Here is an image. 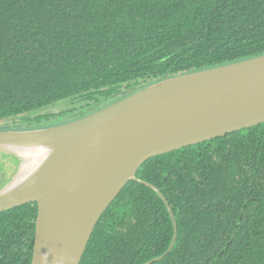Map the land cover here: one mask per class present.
<instances>
[{"label": "trees", "instance_id": "trees-1", "mask_svg": "<svg viewBox=\"0 0 264 264\" xmlns=\"http://www.w3.org/2000/svg\"><path fill=\"white\" fill-rule=\"evenodd\" d=\"M263 53L264 0H0V124L20 119L0 128L59 124ZM64 100L73 107L58 118L39 114ZM136 176L177 224L151 264H264V122L150 157ZM144 182L106 208L80 264H143L168 249L170 212ZM36 217L37 202L0 212V264H31Z\"/></svg>", "mask_w": 264, "mask_h": 264}, {"label": "water", "instance_id": "water-1", "mask_svg": "<svg viewBox=\"0 0 264 264\" xmlns=\"http://www.w3.org/2000/svg\"><path fill=\"white\" fill-rule=\"evenodd\" d=\"M264 122V53L168 76L103 108L45 127L0 129V147L45 156L0 186V212L37 202L31 264H80L96 223L150 157ZM15 164V157L6 153ZM15 168L12 173H14ZM177 238L174 213L164 195ZM9 184V185H8Z\"/></svg>", "mask_w": 264, "mask_h": 264}, {"label": "bare ground", "instance_id": "bare-ground-1", "mask_svg": "<svg viewBox=\"0 0 264 264\" xmlns=\"http://www.w3.org/2000/svg\"><path fill=\"white\" fill-rule=\"evenodd\" d=\"M6 149L7 150L2 151H5L6 153H9L10 155H13L15 157V164L11 161L10 158H6L5 163L2 162L4 167L11 168L10 173L15 168L13 175L10 177L11 181L9 182L10 185L8 184L9 186H13L16 183L19 184L21 180L29 175L35 165L40 162V160L45 156L46 153V151H39L32 147H11Z\"/></svg>", "mask_w": 264, "mask_h": 264}, {"label": "rangeland", "instance_id": "rangeland-1", "mask_svg": "<svg viewBox=\"0 0 264 264\" xmlns=\"http://www.w3.org/2000/svg\"><path fill=\"white\" fill-rule=\"evenodd\" d=\"M73 107V102L70 100H64L60 101L52 106H49L42 111H39V114L41 115H50L51 118H58L60 116V112L63 110H67L69 108ZM20 119H15V120H8V121H1V126H6V125H12V124H18ZM3 129V128H0ZM7 129H12V128H7ZM0 150L2 151L3 149ZM3 160V161H2ZM6 159L4 158L3 154L0 152V186L7 181V176L10 174L11 168L4 167L2 162H6ZM13 175V173L11 172ZM10 174V175H11Z\"/></svg>", "mask_w": 264, "mask_h": 264}]
</instances>
